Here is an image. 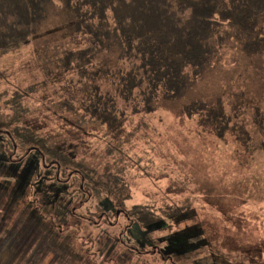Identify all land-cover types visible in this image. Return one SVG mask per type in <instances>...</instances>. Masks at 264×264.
Instances as JSON below:
<instances>
[{
    "label": "rangeland",
    "instance_id": "1",
    "mask_svg": "<svg viewBox=\"0 0 264 264\" xmlns=\"http://www.w3.org/2000/svg\"><path fill=\"white\" fill-rule=\"evenodd\" d=\"M85 44L53 21L0 56V92L22 90L33 108L26 124L60 134L48 151L0 130V264H264V151L220 140L183 110L220 94L232 101L238 89L264 107V55L228 49L183 97L133 116L136 135L106 155L98 126L80 129L52 108L72 73L25 91L46 78V62ZM113 60L106 52L97 62ZM138 204L160 215L186 207L164 229L139 222Z\"/></svg>",
    "mask_w": 264,
    "mask_h": 264
},
{
    "label": "trees",
    "instance_id": "2",
    "mask_svg": "<svg viewBox=\"0 0 264 264\" xmlns=\"http://www.w3.org/2000/svg\"><path fill=\"white\" fill-rule=\"evenodd\" d=\"M53 21L69 23L86 44L64 49L46 62V78L25 91L72 73L59 86L52 108L80 129L98 126L107 142L106 155H115L136 135L138 127L129 126L133 116L153 112L161 99L183 97L223 61L228 49L264 55V0H0V56ZM106 52L113 54V62L98 65ZM231 95L232 101L220 94L186 102L184 113L220 140L232 136L245 152L264 151V107L252 106L244 89ZM1 102L8 109L0 113L1 131L52 150L44 146L60 134H42L26 124L33 108L22 90L1 91ZM150 206L134 205L135 218L164 229L172 225L167 215L186 207L160 215Z\"/></svg>",
    "mask_w": 264,
    "mask_h": 264
}]
</instances>
